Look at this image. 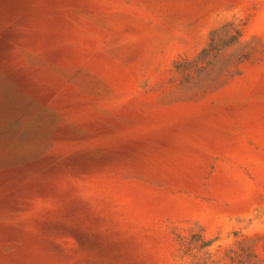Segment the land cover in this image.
Here are the masks:
<instances>
[{"label": "rangeland", "instance_id": "rangeland-1", "mask_svg": "<svg viewBox=\"0 0 264 264\" xmlns=\"http://www.w3.org/2000/svg\"><path fill=\"white\" fill-rule=\"evenodd\" d=\"M0 264H264V0H0Z\"/></svg>", "mask_w": 264, "mask_h": 264}]
</instances>
